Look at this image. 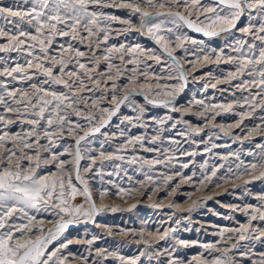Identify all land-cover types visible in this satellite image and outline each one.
<instances>
[{"label":"rangeland","instance_id":"1","mask_svg":"<svg viewBox=\"0 0 264 264\" xmlns=\"http://www.w3.org/2000/svg\"><path fill=\"white\" fill-rule=\"evenodd\" d=\"M13 4L27 7L22 4V0H2L0 6ZM102 10L122 19L128 18L126 10L115 8ZM256 15L252 12L250 18L249 13L245 12L238 21L236 29L226 37L210 39L201 33L193 32L186 26L182 27L181 33L197 41H204V45L194 46L190 42H185L187 49L185 52L176 47L174 40L170 41L173 55L184 66L187 76L185 87L176 96L175 107L178 110L172 111L171 108H165L163 105L147 104L143 96H135L133 97L135 105L146 108V112L139 120L136 119L140 115L139 112H134L132 106L126 103L121 105L120 111L101 128L99 133L81 142L83 157L80 161L81 176L88 182L93 200L96 201L98 208L106 205L109 208H116L117 211L106 210L93 219L84 217L77 219L60 214L65 220L74 219L75 222L48 247L55 250L61 242H67L68 247L60 249L59 253L65 264H131L133 259L136 260V264H168L170 259H177L181 264H189V261L196 264L194 258H199L201 254L207 258L203 264H212V256L221 255L226 249H232L233 244H237V247L228 252L226 264H252L253 261L259 264L261 253H264V237L260 240L253 237L264 232V220H252L251 215L253 208L264 205V200L260 199L264 196V180H254L251 175L244 174V166L257 160L260 154H264V147H261L264 146V120H262L264 111L258 109L245 117L243 123L236 127L240 121L238 113L247 111V108H240L237 102L242 103V98L248 96L249 92L235 87L240 82L239 79L231 83L224 79L228 71L236 67V62H227L226 57L250 55L246 46L243 48V53L233 50L237 47L238 41L247 40L249 43L255 42L259 45V41H255L254 37L240 31L249 24L258 26ZM133 20L136 28L126 33L123 32V25L112 23V32L107 44L101 43L100 47L96 48L93 38L91 50L88 48V41L81 43L79 37L73 40L70 35H56L49 46V56L58 55L61 45L67 48L71 44L74 48L85 52V56L75 57L73 52L71 54L73 63L66 71L77 70L82 74V70L75 66V60L79 59L87 65L94 79L104 81L106 77L99 76V72L106 71L107 62L103 60V56L107 54L105 48L120 44L126 47L139 44L145 49L154 50L156 55L161 57L160 64H155L151 56L148 58V63L153 65L149 71H155L163 77L161 84L180 83L176 79H167L164 73L160 72L161 68L167 69L171 66L172 61L160 45L148 35L147 29L139 30L138 18L134 17ZM104 23L102 21V26ZM0 26H4L6 30H15L11 23L3 20H0ZM58 27L67 30L64 25ZM79 31L82 36L87 35L83 23L79 26ZM0 43H6V39L0 38ZM199 47H204L205 51L209 48H216L217 51L223 48L225 59L217 63L213 56L207 63L197 61L194 53H197ZM34 52L40 55L39 48L34 49ZM67 58L68 53H65V59ZM26 59L30 57L23 51L0 52V71L6 65L14 67L16 63L24 64ZM97 59L100 62L99 68L93 70L94 61ZM187 61H194V66ZM49 62L45 61L46 64ZM113 63L117 65L121 63L115 54ZM58 67V65L54 66V74ZM29 72L30 74L35 72V69ZM13 75L19 77L16 73ZM45 79L47 77L42 72H36L30 80L19 78L13 80L7 75L0 76V95H3L11 106L16 107L8 98L4 85L8 90L18 88L29 93L32 91L30 85L33 83L52 91H67L62 85L43 84ZM243 79L248 77L245 76ZM256 79L258 80L259 77L257 76ZM217 80L220 83H216ZM85 83L89 88L95 89V85L87 78ZM214 83L216 87L211 86ZM110 84L111 82H108L109 91L103 93L99 90L78 93L88 97V103L87 106L79 104L76 107L82 109L85 114L91 113L99 117L101 113L98 108L91 106V102L105 95L108 98L100 102L99 108L111 109L113 104L110 102ZM104 87L102 83L100 88ZM251 91L254 93L258 89L251 88ZM122 95L123 93L117 91L118 97ZM156 99L167 98L156 97ZM197 100H202L209 106V112L205 114L207 119L201 117L203 106L196 104ZM229 104L233 107L232 112L211 107L212 105L227 107ZM65 111L71 114L73 124L78 121L83 128L77 129L76 136L68 135L67 130L63 135L57 133L53 137V142L59 147L54 148L53 151L63 153L61 158L71 162L73 156L64 153V148H69L74 155L75 140L98 124L99 120L88 124L87 121L77 117L72 109ZM216 113L219 115H216L215 120H211L210 117ZM0 115H5L11 120L7 128L0 124V134L7 131L10 134L20 133L23 136L33 127L27 123L26 118H17L12 113H6L2 104H0ZM168 116L173 119L167 120ZM126 117L129 119H125ZM158 120H166V123L160 124ZM173 123L176 125L174 128ZM43 125L44 121L41 122L40 127H37V131L41 133L40 144L47 146L48 141L44 139L41 130ZM190 127L200 128L199 135L189 132ZM55 128L54 124L49 131H54ZM253 128H257L258 131L252 132ZM225 132L228 135H225ZM136 137L144 138L143 147L135 142ZM153 138L155 143H149ZM28 139L33 142L35 148V137ZM130 139L133 140L131 144L128 143ZM101 151H104L105 157L115 154L123 156L124 159H106L100 156ZM41 155L42 158L50 159L49 153L44 152L43 149ZM133 158L135 162H132ZM93 160H95L94 165ZM146 160L153 162L159 160L160 163L149 165L144 163ZM86 168L89 170L85 171ZM213 170H216V177H212L211 182L205 180L204 177L210 176ZM52 171L55 173L56 169L52 168ZM260 171L264 169L258 168L254 174L259 175ZM148 176L152 179H147ZM168 177H171V180H167ZM189 177L191 180L188 179ZM246 181L252 182L246 183ZM73 182L78 188L83 187L75 179ZM104 189H107V194L101 197L100 192ZM121 189L125 191L121 192ZM71 203L85 204L87 208L82 195H77ZM28 211L30 215L36 217L32 224L37 228L45 229L43 233L35 231L31 234L33 239L48 235V229L55 231L56 225L60 222L55 214L57 210L50 209L45 212L41 209L37 212L29 209ZM21 222L28 223V220L25 218L17 221V223ZM242 228L248 229L245 235L249 238L240 241V233L231 229ZM224 229L229 231L221 236L220 233ZM165 233H167L166 238L160 239ZM229 236L232 239H228ZM180 241H184L185 244H181ZM213 243L216 244V249L212 252V256H209L203 245ZM241 253L247 255L242 256Z\"/></svg>","mask_w":264,"mask_h":264},{"label":"snow or ice","instance_id":"2","mask_svg":"<svg viewBox=\"0 0 264 264\" xmlns=\"http://www.w3.org/2000/svg\"><path fill=\"white\" fill-rule=\"evenodd\" d=\"M22 4L27 7L17 4L0 6V20L11 23L15 29L6 30L4 26H0V38L6 39V43H0V52L23 51L30 59H26L24 64L16 63L14 67L6 65L0 71V76L7 75L13 80L17 78L30 80L36 72H42L47 77L43 84L62 85L63 89L67 91H52L33 83L30 85L32 91L29 93L27 90L18 88L8 90L4 85L8 98L16 107L11 106L8 100L0 95V104L4 105L6 113H12L17 118H26L27 123L33 126L23 136L20 133L10 134L7 131L0 134V264H65V260L60 257L59 253L60 249L68 247V243L61 242L55 250L48 247L59 239L70 224L75 222L74 219L65 220L64 216L60 214L63 213L77 219L80 217L93 219L106 210L117 211L116 208H109L106 205L98 208L96 201L93 200L88 182L81 176L80 161L83 159L81 142L99 133L101 128L105 127L111 118L120 111L121 105L126 103L132 106L134 112H139L140 115L136 117L139 120L146 112V108L135 105L133 100L135 96H143L147 104L163 105L165 108H171L172 111L178 110L175 107L176 96L185 87L187 76L184 66L173 55L170 41L174 40L176 47L185 52L187 51L185 42H190L194 46L204 45V41H197L181 33L182 27L186 26L193 32L201 33L210 39L226 37L236 29L238 21L245 12L249 13L250 18H252V12L257 14L255 18L258 20V26L249 24L240 31L254 37L255 41H259V45L255 42L249 43L247 40L238 41L237 47L233 50L243 53V48L246 46L250 55L226 57L227 62L235 61L236 67L234 70L228 71L224 79L229 83L239 79L240 82L235 87L249 92L248 96L242 98V103L237 102L240 108H247V111L238 113L240 121L236 127L243 123L245 117L258 109L264 111V0H22ZM90 6L92 7L90 8ZM104 8L126 10L128 18L122 19L111 13H105L102 10ZM160 9H167V11H160ZM134 17L139 20V30L147 29L148 35L160 45L172 61L171 66L167 69L161 68L160 72L164 73L167 79H176L180 83L161 84L163 77L155 71L150 72L149 69H152L153 65L148 63L149 56L153 58L155 64H160L161 57L156 55L154 50L145 49L139 44L128 47L120 44L105 48L107 54L103 56V60L107 62V67L106 71L99 72V76L106 77L104 81L94 79L87 65L79 59L75 60V66L82 70V74L77 70L66 71L68 66L73 63L71 55L73 52L75 57L85 56V52L74 48L71 44L67 48L61 45L58 55L49 56V46L53 43V37L56 35H70L73 40L79 37L81 43L88 41V48L91 50L93 38H95L96 48H99L101 43L107 44L112 32V23L123 25L125 33L135 29ZM102 21L105 22L103 26ZM82 23L84 31L87 33L83 36L79 31V26ZM58 25H64L67 30L59 28ZM36 48H39L40 55L34 52ZM65 53H68L67 59H65ZM197 53H194L196 60L204 63L210 62L213 56L217 63L225 59L223 48L219 51L216 48H209L208 51H205L204 47H199ZM114 54L119 58L120 65L113 63ZM45 61L50 62L46 64ZM99 63V59L94 61L93 70L99 68ZM187 63L194 66V61H187ZM57 65L59 67L54 74V66ZM33 69L35 72L30 74L29 70ZM14 73L19 74V77L13 75ZM245 76L248 79H243ZM85 78L92 81L95 89L88 87ZM108 82H111L110 102L113 104L111 109L99 108L100 102L108 98L105 95H101L91 102V106L98 108L101 113L99 117L91 113L85 114L82 109L76 107L79 104L87 106L88 103V97L82 94L78 95V93L85 91L91 93L94 90H99L102 93L109 91ZM102 83L105 85L103 89L100 88ZM216 83H220V81L217 80ZM211 86L216 87V84ZM251 88H256L258 91L253 93ZM117 91L123 95L118 97ZM156 97H166L167 99H156ZM195 103L203 106L201 117H205V114L209 112V106L202 100H197ZM211 107L222 108L225 112L233 111L231 104L227 107L223 105H212ZM65 109H72L77 117L87 121L88 124L99 120L98 124L75 140L74 155L69 148H64V153L73 156L71 162L61 158L63 153L53 151L54 148L59 147L53 142V137L57 133L63 135L67 130L68 135L76 136L77 129L83 128V125L78 121L73 124L71 114ZM62 112L63 114H61ZM46 113H48L47 116ZM216 115L219 113L212 115L210 119L215 120ZM29 116L31 118H28ZM172 119L171 116L167 117V120ZM42 121H44V125L41 130L44 139L48 141L47 146L40 144L41 133L37 131V127L41 126ZM157 122L163 124L166 123V120ZM180 122L186 123V121ZM10 123L9 117L0 115V124L7 128ZM54 124L56 125L55 130L49 131ZM175 126L173 123L172 127ZM221 130L223 131V129ZM188 131L199 135L201 129L190 127ZM255 131L258 129L253 128L252 132ZM225 135L228 133L225 132ZM31 137H35V148L33 142L28 139ZM135 142L143 147L144 138L136 137ZM9 143H11L10 147ZM128 143H133V140L130 139ZM149 143H155V138ZM41 149L49 153L50 159L42 158ZM147 150L151 151V149ZM30 152L31 154H29ZM100 156L105 157L104 151L100 152ZM105 158L109 160L124 159L123 156L115 154H109ZM169 159L171 158L169 157ZM132 162H135V158ZM92 163L94 165L95 160ZM144 163L151 165L160 163V161L146 160ZM50 164L51 167H49ZM52 168L56 169L55 173ZM258 168L264 169V154H260L257 160L245 165L244 174L251 175L254 180H264V171H260L259 175L254 174ZM88 170L89 168L85 169V171ZM216 175V170H213L211 175L205 176L204 179L211 182L212 177H216ZM73 179L83 187L78 188ZM147 179L151 180L152 177L148 176ZM188 179L191 180V177ZM167 180H171V177H168ZM251 182L246 181V183ZM120 191L124 192L125 190L121 189ZM106 194L107 189L100 192L101 197ZM77 195L84 197L87 208H85V204L73 205L71 203ZM260 199L264 200V196H261ZM29 209L37 212L41 209L45 212L50 209L57 210L55 214L60 222L56 225L55 231L48 229V235L37 236L33 239L31 234L35 231L43 233L45 229L37 228L32 224L36 217L29 214ZM17 213L21 215L17 216ZM252 213V220H264V205L253 208ZM25 218L28 223H17L18 220ZM227 231L229 229H224L220 235L223 236ZM231 231L240 233V241L249 238L245 235L248 232L247 228L231 229ZM166 236L167 233L160 239H165ZM261 237H264V232L253 238L260 240ZM228 239H232V237L229 236ZM180 243L185 244L184 241H180ZM203 247L208 251V255L212 256L216 244H205ZM236 247L237 244L232 245V249ZM232 249H226L221 255L212 256V264H226L228 252ZM241 255L246 256L247 254L241 253ZM205 259L207 258L203 257V254L199 258H194L196 264H203ZM131 264H136V260L133 259ZM168 264H181V262L177 259H170ZM189 264H192V261H189ZM252 264H256V262L253 261ZM259 264H264V253H261Z\"/></svg>","mask_w":264,"mask_h":264},{"label":"bare ground","instance_id":"3","mask_svg":"<svg viewBox=\"0 0 264 264\" xmlns=\"http://www.w3.org/2000/svg\"><path fill=\"white\" fill-rule=\"evenodd\" d=\"M70 232V231H69ZM76 232V231H75ZM80 241V240H79Z\"/></svg>","mask_w":264,"mask_h":264}]
</instances>
